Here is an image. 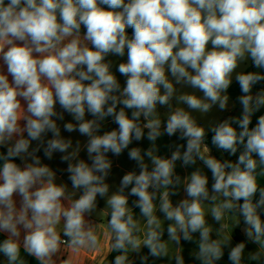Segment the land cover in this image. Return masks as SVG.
Returning a JSON list of instances; mask_svg holds the SVG:
<instances>
[{"label":"clouds","instance_id":"1","mask_svg":"<svg viewBox=\"0 0 264 264\" xmlns=\"http://www.w3.org/2000/svg\"><path fill=\"white\" fill-rule=\"evenodd\" d=\"M261 70L264 0H0V264H73L102 248L105 216L102 264H186L184 244L188 264H264ZM233 81L240 114L200 124ZM65 114L86 141L62 135ZM164 136L186 144L161 155ZM125 151L135 168L112 190ZM57 153L66 168L44 162Z\"/></svg>","mask_w":264,"mask_h":264},{"label":"crops","instance_id":"2","mask_svg":"<svg viewBox=\"0 0 264 264\" xmlns=\"http://www.w3.org/2000/svg\"><path fill=\"white\" fill-rule=\"evenodd\" d=\"M126 55L124 58H118L115 56H109L108 59L113 61V72L116 71V66L118 65V63L121 61V59L126 60ZM242 69L245 71H255L256 69L252 67L251 62L249 61L247 63V65H242ZM241 69H238V71ZM264 71V70H261ZM117 77L119 78L121 84L123 85L124 83V78L122 76L119 75V73H116ZM261 87H264V84H262L261 86H256L253 91H258ZM191 91V89H189V92ZM198 95H202L201 93H197ZM229 96H230V100H229V110L228 111H224L221 112L217 107H214L213 110L206 116V117H201L198 113H193V115L196 116L198 122L204 126H207L209 124L210 121L214 122V121H218V120H222L224 118H227L228 116H238L242 110L241 105L238 103L237 101V97L241 94L239 91V86L238 84L233 81L232 86L229 89ZM234 105V107H233ZM158 111L163 115V113H165L167 111L166 108L163 107H159ZM130 114V113H129ZM260 114H264V109H261L260 112L256 113L253 117V125L256 122V118L260 115ZM91 116L86 115V119H91ZM72 118L71 116H69L68 114H65V120L64 121H58V123L61 126V131H62V135L65 136L66 138L70 137L73 139V141L75 142V140L79 139L81 140V142L83 143L84 141H86V137H82L79 135L78 132H73V133H67L65 131H63V123L71 121ZM118 127L116 124L112 123L111 118H108L107 121L104 124V127L102 128L101 134H103V131H108V130H112L114 128ZM147 131V130H145ZM210 133V132H209ZM208 133V134H209ZM208 146L212 149V154L215 155L217 158L220 159H232L235 160L236 157H229L227 153H222L218 150L215 149V147L211 144L208 143V141H205ZM149 141L147 139H144L143 141L136 143L134 142V144L132 146H141L144 148H147L149 146ZM157 144L160 147V154L161 155H170V151L174 150V149H170L169 145H175V144H186L185 141H180L177 139V137H167L164 136L162 138H160L157 141ZM131 147V146H130ZM40 155L42 156V152L40 153ZM59 156L60 154H54V158L52 161H47L45 160V163H49L54 169H63L66 168V164H62L59 160ZM81 157L84 159H87L86 153L82 152L81 153ZM110 159L113 160V172L112 175L109 178V183L112 184L113 188L112 190H115V187L119 184V180L122 177V175L126 172V171H130L133 170L135 168V163L128 160L127 158V151H125V153L123 155H121L120 157H115L112 156L111 154H109ZM201 165H196L193 167H190L188 169H183L180 167V163H177V173L180 174L181 176H184L188 173H190L191 171L194 170L195 167H198ZM205 171L207 172V169H205ZM209 178L211 177V173L208 172ZM66 180V174L63 177ZM260 183L264 184V178H261ZM210 184H211V179H210ZM182 195V193H181ZM180 197H173V201L175 202L176 200H178ZM131 199L134 198H130V202ZM100 207L104 206V201L100 200L99 201ZM136 212L138 213L139 210L136 209ZM99 222V221H98ZM209 222L211 223V218L209 217ZM106 223H107V218L105 216L104 219L101 220L100 222V226L98 228V234H99V238L101 241V245L102 248L98 251L95 252H91L88 251L87 249H82L79 253H72V258H73V264H102V257L107 253V243H106V237L104 235V233L106 232ZM239 232V234L242 236V240L245 239V237L243 236V234L241 233L239 228H236L233 231V245L235 243H237L238 241L236 240L235 236H236V232ZM0 239H2V237H0ZM194 247V245L191 244H184V256H185V260H186V264H188L190 257L188 255V251ZM256 245L253 244H249L248 245V250H253L255 249ZM144 252H147V249H144ZM227 262V250H225V256L223 258V260L220 262V264H226ZM155 264H160L159 261H156ZM174 264V262H173Z\"/></svg>","mask_w":264,"mask_h":264},{"label":"trees","instance_id":"3","mask_svg":"<svg viewBox=\"0 0 264 264\" xmlns=\"http://www.w3.org/2000/svg\"><path fill=\"white\" fill-rule=\"evenodd\" d=\"M127 32L129 34V36L132 35V30L131 29H127ZM262 84H264V82H262L260 85H257L258 87L261 86ZM211 135L212 133H209L208 136L206 137V140L208 141V143L211 145ZM236 240L238 242L242 241V236L239 234V232H236V236H235ZM115 254H112V256L109 257V259H112L114 257ZM31 261V258H28Z\"/></svg>","mask_w":264,"mask_h":264},{"label":"rangeland","instance_id":"4","mask_svg":"<svg viewBox=\"0 0 264 264\" xmlns=\"http://www.w3.org/2000/svg\"><path fill=\"white\" fill-rule=\"evenodd\" d=\"M178 88L180 87V86H177ZM184 91H189V89L188 88H185V89H183ZM192 91V90H191Z\"/></svg>","mask_w":264,"mask_h":264}]
</instances>
